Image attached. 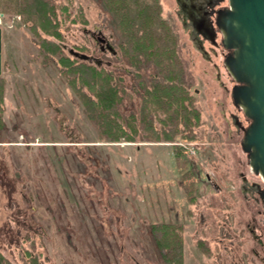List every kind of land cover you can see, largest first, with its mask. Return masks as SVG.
Listing matches in <instances>:
<instances>
[{
    "label": "rangeland",
    "instance_id": "1",
    "mask_svg": "<svg viewBox=\"0 0 264 264\" xmlns=\"http://www.w3.org/2000/svg\"><path fill=\"white\" fill-rule=\"evenodd\" d=\"M48 1L63 24L62 53L42 46L52 37L33 20L0 11V253L12 264L28 253L41 264H166L150 226L172 223L182 264H264V180L241 148L249 121L231 99L221 33L218 45H198L178 0H156L176 26L197 123L170 142L108 141L60 60L88 53L111 71L124 117L144 93L135 66L102 0ZM152 62L141 69L146 81Z\"/></svg>",
    "mask_w": 264,
    "mask_h": 264
},
{
    "label": "trees",
    "instance_id": "2",
    "mask_svg": "<svg viewBox=\"0 0 264 264\" xmlns=\"http://www.w3.org/2000/svg\"><path fill=\"white\" fill-rule=\"evenodd\" d=\"M102 1L123 39L121 54L135 66L132 74L144 88V93L140 97L138 113L133 111L124 117L118 111L117 104L122 96H118L117 89L120 88L118 82H114L112 72L100 68L101 65L91 60L76 56L71 59L70 55H63L60 63L70 66L66 72L69 84L83 105L86 116L100 125L108 141L116 142L122 138L135 141L139 137L150 142H160L161 139L170 142L183 133L185 137H191L198 116L188 94V77L184 72L176 26L170 25L161 16L156 0ZM55 4L48 0H0V11L15 10L24 19L33 20L34 28L39 27L52 37L43 38L42 46L53 53H62L63 46L58 40L62 37L60 27L63 24L57 20ZM74 61L78 63L73 65ZM150 61H153L154 72L146 81L141 77V69ZM1 98L0 89V101ZM139 125L142 132L138 131ZM178 228L172 223L150 226L166 264H182ZM28 255L26 264H41L37 254ZM0 264L12 263L0 253Z\"/></svg>",
    "mask_w": 264,
    "mask_h": 264
},
{
    "label": "water",
    "instance_id": "3",
    "mask_svg": "<svg viewBox=\"0 0 264 264\" xmlns=\"http://www.w3.org/2000/svg\"><path fill=\"white\" fill-rule=\"evenodd\" d=\"M227 1L216 19L222 46L228 50L223 63L235 82L232 102L249 121L243 129L241 148L251 170L264 180V0ZM79 56L90 60L84 53ZM259 196L264 205V188Z\"/></svg>",
    "mask_w": 264,
    "mask_h": 264
},
{
    "label": "flooded vegetation",
    "instance_id": "4",
    "mask_svg": "<svg viewBox=\"0 0 264 264\" xmlns=\"http://www.w3.org/2000/svg\"><path fill=\"white\" fill-rule=\"evenodd\" d=\"M221 1L178 0V14L181 16L192 38L198 42V45L200 44L201 38L208 39L212 44L218 45L215 37L220 32L216 25L217 12L226 7L225 5L220 6Z\"/></svg>",
    "mask_w": 264,
    "mask_h": 264
}]
</instances>
